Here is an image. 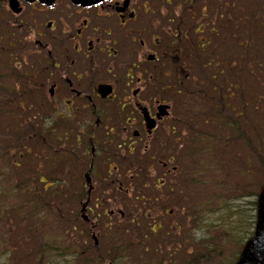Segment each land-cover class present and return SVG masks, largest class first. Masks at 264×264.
<instances>
[{"label":"trees","instance_id":"16d2710c","mask_svg":"<svg viewBox=\"0 0 264 264\" xmlns=\"http://www.w3.org/2000/svg\"><path fill=\"white\" fill-rule=\"evenodd\" d=\"M234 2L231 10L221 9L214 14L217 38L207 46L208 51L207 48L203 51L193 77L180 83L181 94L176 102L180 148L176 157L181 166L186 164L189 169L185 172L180 166V174L165 193L167 202L182 216L179 233L170 240L156 234L148 243L143 234L142 242H138L140 247L122 241L115 246L113 255L104 256L100 249L96 252L97 264L107 260L126 264L129 254L137 256L136 264H179L178 260L180 264H190L197 249L191 252V245L207 252H215L221 246L223 252L214 253L223 254L218 264H234L253 233L256 196L253 192L245 194V187L253 180L254 168L249 164H255L260 172L264 170V138L258 130L251 131L257 120L249 128L244 125L245 117L233 121L230 116L264 110V0L231 1ZM5 59L14 62L10 54ZM22 63H25L23 71L0 63V183H8L0 187V264H77L82 252L92 245H86V231L79 233L78 227L83 223L77 220L78 214L75 212L69 222L62 214L65 203L74 199L70 204L73 206L77 202L74 194L67 198L61 191L66 178L54 180L50 192L31 191L28 186L32 184L31 175L21 174L17 178L16 170L25 167L28 155L44 157L43 165L65 157L64 152L56 150L44 156L42 144H47L48 138L51 148L53 138L45 122H38L29 109L32 98L25 83L29 80L30 63L26 57ZM255 76L258 88H255ZM256 91L260 98L256 97ZM258 99L262 103L255 105ZM213 109L217 117L221 116V120L215 117L214 123ZM229 134L236 137L233 143L228 140ZM238 143L241 147L229 149V144ZM221 144L226 145L222 151ZM241 148L243 156L239 154ZM36 149L42 150L41 153ZM245 151L256 161L245 157ZM241 162V167H237ZM4 163H8L9 172H4L7 170ZM206 174L208 178H200ZM191 185L196 191H189ZM18 194L26 202L19 201ZM33 200L36 204L31 206ZM146 243L153 246L151 257ZM87 264L94 263L88 259Z\"/></svg>","mask_w":264,"mask_h":264},{"label":"flooded vegetation","instance_id":"af4514ba","mask_svg":"<svg viewBox=\"0 0 264 264\" xmlns=\"http://www.w3.org/2000/svg\"><path fill=\"white\" fill-rule=\"evenodd\" d=\"M214 2L227 0L36 1L11 12L8 24L36 37L33 86L83 147L80 191H142L148 160L157 188L176 174L174 100L208 39Z\"/></svg>","mask_w":264,"mask_h":264},{"label":"rangeland","instance_id":"374dc122","mask_svg":"<svg viewBox=\"0 0 264 264\" xmlns=\"http://www.w3.org/2000/svg\"><path fill=\"white\" fill-rule=\"evenodd\" d=\"M243 8H245V6ZM0 14H1V11H0ZM20 17H22L23 21H26V22H28L30 20L27 17V12H25V14L21 15ZM1 19H2V17L0 18V34L2 33V30H3ZM12 36L21 37L22 40H24L25 37H27V40H24L25 43L21 44V48L17 53L18 55L20 52L25 54L27 52L26 48L29 49V46L27 44L31 43V41H33V40L34 41L36 40V37L33 36L32 34H29V36H27V30L26 29L15 32V33H13ZM207 36L210 39L214 38V36L211 33H208ZM15 46H17V44H15ZM0 47H2V48L5 47L6 50H9L12 48L11 45L6 41H0ZM0 55H1V57H7L2 52H0ZM1 57H0L1 65L2 66L8 65L11 67V63L9 62V60L5 59V58H1ZM254 80H255V88H258V80L256 79V76L254 77ZM249 83H250V86L253 88V84L251 83L250 80H249ZM226 89H227V87H226ZM255 94H256L257 98H260L259 92L256 91ZM248 96L253 97L252 94H249ZM263 97H264V94H263ZM258 101L259 102H256L255 105H260L262 103L261 99L260 100L258 99ZM262 104L264 105V103H262ZM262 108H264V106H262ZM49 112H50V109L46 108L43 104H41V107L39 108V120L38 121L40 123L44 122L43 119L44 118L46 119ZM213 112H214V109H213ZM213 114L211 116L212 123H214V121L216 120L215 117H217V115L215 116ZM230 117L233 121H237L236 118H238V120H242V118L245 117L246 120L244 122V125L249 127V128L252 127V125H254V122L257 120V123L255 124L254 128H251V131L252 132L255 131L257 133V130H258V133L260 134V136L262 138H264V110L263 111H260V110L250 111V113L248 115L242 114L241 116H239V115L234 116V113H233ZM55 119H56L55 116H53V117L51 116V119H49V120H55ZM59 128H60V130H67V128L62 127V126H60ZM57 135H59V134H57ZM59 137L62 138V136H60V135H59ZM73 139H74L73 136H70L69 138H67V141L70 140L69 145H73L72 144ZM235 139H236L235 136H232L230 134L228 135V140L230 143H233L232 141H234ZM240 144L241 143L234 144V145L229 144V149L234 150L235 148H238L240 146ZM225 146L226 145L221 144L220 151H222ZM36 151L40 153V149H36ZM71 151H73V149H71ZM239 154L243 156L242 148L239 150ZM244 156L245 157L250 156L252 162L256 161L254 156L250 155L249 151H245ZM223 158H224V156L222 158L220 157V160H222ZM226 160L228 161V159H226ZM57 162H59V164H61V166H58L57 168L54 169V167H55V166L53 167V165L55 164L54 163L49 168V171L47 174V180H48L49 184L52 183L51 181L64 176V177H66V180H67V182H66L67 186L63 187L62 191H64V194L66 195V197L71 198V196L74 193H77L76 198L80 199V195H82L84 192V191H80V189L82 188V186L80 185L81 179H82V170H78L76 163H74L72 161H68L66 159L65 160H58ZM3 165L5 168H7V170L5 169L4 172H9L8 163H4ZM241 165H242V162L239 163L237 165V167H241ZM249 165H250V168H254V174L252 177L253 178L252 183L250 182L251 185L249 187L248 186L245 187V190H246L245 194H250V192L258 193V191L260 190L259 185L264 183V170L262 172H260L259 171L260 169H258L255 166V164H249ZM35 166H36V162L33 160V156L28 155L27 156V163H26L25 167L24 166L18 167L16 170V174H17V178L21 174H23L24 177H28L31 175L32 184L28 185L31 188V191H41V187L43 185L39 182L38 176L35 175L34 173H32ZM180 166H181V163H180ZM182 166H183L184 171L187 172L186 170L189 169L188 165L186 166V164H184ZM251 166H253V167H251ZM52 168H53V170H52ZM145 174L148 175V178L145 181H147L149 183V188L147 191H143V193L149 194V191H150V194H152L154 192V191H151L152 185H154L157 181H155V183H154L155 177H150V173H148L147 170H146ZM157 175H156V178H157ZM208 177H209V175L206 174L204 177H200V178L205 179ZM7 178H8V176H7ZM7 184H8L7 182L3 181L0 183V187L1 186L2 187L7 186ZM78 186H80V187L78 188ZM77 188H78V190L76 191ZM188 189H189V191H196V189L194 190L192 185ZM49 190L52 191V187H49ZM50 191H48V192H50ZM106 192H107V194H106L107 201H111V203L113 205L117 206V203H118L117 199L118 198L114 194H111V191H106ZM156 192H160V191H156ZM196 195H197V193H196ZM29 196H31V194ZM49 196H50V193H49ZM44 197H45V199H47V197L45 195H44ZM97 197H98V195H97ZM161 197H165L163 193L161 194ZM25 198H27V197H25ZM82 199H83V201H85L86 196H84ZM94 199L95 198H93V200ZM193 199H194V197H193ZM18 200L21 202H26L25 199H23L20 194H18ZM72 201H74V199L70 200L69 202L65 203L64 206H62V209H63L62 214L66 218L67 222H69L72 218V215L76 212V213L80 214L79 218H77V220L81 219V222L83 223L84 219H83L82 213L80 211L82 204L80 205L79 202L77 201L75 203V205L70 206ZM98 202L99 201L96 200V203H98ZM111 203L108 202L107 205L111 206ZM35 204H36V200H33L31 206H33ZM133 205H134V202L132 204H124L123 205L125 213H126V216L124 218H120L118 216H116L117 218L116 217H112V218L107 217L105 214H103V212L108 213L106 210H104V209L101 210L102 209L101 208L99 211V209H98V211L100 213H102V215L99 217V221H96L95 219H93L94 222L92 223V225H94V227L89 228L88 224H84L85 221L83 223L84 225L81 224V226L78 227V228H80L79 233H81L83 231H87V230H88V232H92L91 233L92 238L91 237L86 238V240H87L86 245H91V243H93V246H91L89 249H87V252L86 251L82 252V257L80 259L76 260L77 264H87L88 259H91L92 263L97 264L96 259H95L97 256L96 252L99 253V250L101 249L100 253L103 254L104 256L116 254V253H114L115 246H119L117 243H122V241L124 243L126 241V245H129V246L131 243L135 244L136 246H139L138 242H142L143 234L146 231V219H145L144 214L142 212L145 211V209H147L148 206L146 203L143 204L142 202H140L139 205H136V209L139 206L138 210L135 211L134 210L135 206H133ZM104 206H106V204L103 205V207ZM154 208H152V209H154ZM139 210H141V211L139 212ZM131 213L133 215L132 217L130 216ZM86 214L90 218H92V213L89 210L86 212ZM181 218H182L181 214L179 212L174 211V213L172 215H167L165 213H162V217L159 218L158 220L164 222L165 227H170V224H172V221L176 222V224L178 226H181V223H180ZM90 226H91V224H90ZM121 232H123V235L119 234ZM45 236H47L48 238L51 239V236L49 234H46ZM83 237L84 236L82 235V238ZM40 241H42V239H40ZM146 242L148 243L149 240L147 239ZM147 243L144 244V246L146 247V249H149V250L151 249L150 253H149V256L151 257L152 255H154L153 254V246H151V244H147ZM220 247L221 246H219L218 248H220ZM218 248L215 249L216 250L215 252H217V251L223 252L224 248H220L219 250H218ZM194 250L196 251V253H192V254H195V257H192L190 264H218L220 262V259L223 256V254L221 256H216L214 254L215 252H212V251L207 252V251H204V248H202V247L199 248V247L194 246V245L192 247V245H191V252H194ZM138 251L140 252V249ZM144 252H147V251L145 250ZM199 252H200V254L197 255V253H199ZM68 256L70 258L73 257V255H68ZM178 257L179 256H175V258H178ZM185 257H188L187 253H185ZM219 257H221V258H219ZM137 259L138 258L136 255L129 254V256L126 260V264H136ZM176 262L180 264L181 260H178Z\"/></svg>","mask_w":264,"mask_h":264},{"label":"water","instance_id":"95a60500","mask_svg":"<svg viewBox=\"0 0 264 264\" xmlns=\"http://www.w3.org/2000/svg\"><path fill=\"white\" fill-rule=\"evenodd\" d=\"M34 1V0H28ZM54 0H41L43 3H52ZM78 3H92L97 0H73ZM11 6L19 11L18 2L11 0ZM235 264H264V187L257 200V221L254 235L245 243Z\"/></svg>","mask_w":264,"mask_h":264}]
</instances>
